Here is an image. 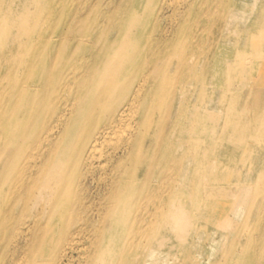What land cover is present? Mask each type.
I'll list each match as a JSON object with an SVG mask.
<instances>
[{"label":"rangeland","instance_id":"1","mask_svg":"<svg viewBox=\"0 0 264 264\" xmlns=\"http://www.w3.org/2000/svg\"><path fill=\"white\" fill-rule=\"evenodd\" d=\"M167 14V8L143 12L136 0H0V110L8 127L0 156V264H48L45 255L71 231H79L73 256L80 264L78 254L86 256L85 248L109 229L117 236L106 254L120 257L117 264H136L138 253L152 246L162 252L159 264H264V186L253 218L236 225V241L213 246L216 237L185 218L197 217L205 186L199 202L191 193L178 199L175 152L192 134L215 133L219 117L198 115L196 107H208L209 96L212 105L229 106L231 86L209 74L203 86L220 88L197 101L188 90L195 88L192 72L205 75L217 60L216 50L203 45L210 30L199 25L196 11L200 44L191 45ZM146 76L145 105L152 109L164 96L155 131L144 151L119 155L92 175L78 163L87 151L82 133L110 124V113ZM263 78L252 85H264ZM238 102L264 107V97ZM98 112H107L102 122ZM260 147L264 155V139ZM113 223L118 226L110 228Z\"/></svg>","mask_w":264,"mask_h":264},{"label":"bare ground","instance_id":"2","mask_svg":"<svg viewBox=\"0 0 264 264\" xmlns=\"http://www.w3.org/2000/svg\"><path fill=\"white\" fill-rule=\"evenodd\" d=\"M136 2L137 5L140 3L141 11L153 14L167 8V17L172 16V22L178 24V33L187 31L189 36L187 41L191 45L200 44L196 36L197 28L193 25L196 11L200 12L203 19L199 25L205 31L210 30L206 33L207 38L204 37L206 43L203 45L216 50L214 53L217 60L215 65L210 64L208 68L202 70L205 75H199L197 70L192 72V77L195 76L196 80H190V86L195 88L188 90L196 94L198 102L204 101L205 92L216 93L220 88L215 87L216 84L203 86V81L211 74L213 82L217 83L219 78L230 81L231 94H228V98L231 99V103L227 107L220 104L212 105L215 99L209 96L208 107L204 105L196 107L201 109L198 115L208 118L218 116L219 119L218 123H212L216 126L214 134L205 137L192 134L188 142L179 143L174 155L177 164L174 169L177 177L175 191L179 200L191 193L194 195V202H199L197 195L201 194L205 186L204 198L198 203L197 217L188 214L185 218L191 225H199L206 232L210 231L212 233L210 237H216L210 242L213 246L236 241V225L242 217L253 218L258 205L257 199L260 200L259 192L263 191L264 186V180H259L260 175H257L264 169V155L260 152V140L264 139V107L257 109L252 103L251 105L235 103L237 99L264 97V85H252L256 77L264 74V0H136ZM147 81L148 76L138 83L130 95V100L124 106L109 110V112L114 110L110 113L112 118L110 124L105 121L96 132L88 134L90 129H85L82 133V137L86 135L84 140L87 151L85 157L79 155L78 163L83 162L89 171H93L92 175H95L98 169L106 170L119 155L126 154L125 157H129L137 154L138 150L144 151L143 142L147 134L155 131L164 100L162 96L156 108L150 109L145 105L144 89ZM98 83L94 87L98 86ZM0 88L4 89L2 86ZM123 89L128 92L131 88L125 86ZM72 106L68 108L69 114L73 110ZM251 112L253 117L246 123L242 119L237 121V116ZM106 114L107 112H98L95 115H99L102 122ZM66 117L67 114L63 113L60 122L65 121ZM6 122L1 109L0 156L5 146V128H8ZM91 123V117L87 118L86 125L89 126ZM250 127L252 128L249 133ZM48 136L47 134L46 137ZM242 142H245L244 146L241 145ZM177 225L184 226V223L178 221ZM112 226L118 225L113 223L110 228ZM78 233L79 231H71L62 241L59 238L57 248L45 255L48 264L77 262L78 258H74L73 251L77 247ZM116 236L117 233L109 229L102 240L98 238V242H92L85 248L86 256L78 254L79 263L93 264L100 258L104 259L106 264H117L116 260L120 257L106 254L110 251L109 245L111 247L115 245L113 237ZM165 240L166 238L162 242ZM161 253L154 246L146 255L140 251L138 253L140 258L136 264H159Z\"/></svg>","mask_w":264,"mask_h":264}]
</instances>
